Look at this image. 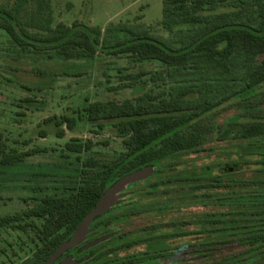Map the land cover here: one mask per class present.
Masks as SVG:
<instances>
[{"label":"trees","instance_id":"16d2710c","mask_svg":"<svg viewBox=\"0 0 264 264\" xmlns=\"http://www.w3.org/2000/svg\"><path fill=\"white\" fill-rule=\"evenodd\" d=\"M160 25L168 37L143 24H110L105 31L80 22L55 24L51 0L0 5V30L11 44L0 59L11 58L16 64L40 58L92 64L103 53L125 56L139 65H159L126 75L130 81L120 85L133 88L149 76L159 91L123 101H97L79 116L100 130L111 126L124 152L112 159H83L94 143L72 139L61 155L74 166L64 185L33 188L36 195L27 198L25 210L0 217V228L32 230L38 240L33 256L20 264H43L109 187L148 166L157 173L130 186L128 190L138 187V202L132 205L176 206L184 200L188 205L210 204L212 234L231 233L238 249L226 255L221 248L219 255L213 249L202 264H264V0H164ZM71 75L83 76V71ZM232 108L239 113L224 130L218 127L217 142L230 143L237 160L201 169L184 162L185 156L207 152L204 146L216 131L211 116ZM53 121L70 130L78 122L69 116L46 122ZM59 134L64 136V130ZM41 152L9 151L0 134V179L26 173L27 159ZM242 167L252 176L237 180ZM171 188L190 192L177 197L162 192Z\"/></svg>","mask_w":264,"mask_h":264},{"label":"rangeland","instance_id":"374dc122","mask_svg":"<svg viewBox=\"0 0 264 264\" xmlns=\"http://www.w3.org/2000/svg\"><path fill=\"white\" fill-rule=\"evenodd\" d=\"M7 1L12 0H0V5ZM163 1L51 0L55 24L64 23L71 26L75 22H80L89 27L101 28L103 31L110 24H143L151 27L155 34L168 37L160 25L163 17ZM10 47L9 36L0 30V54L7 55ZM158 66L151 63L139 65L128 57L108 56L103 53H99L92 64L67 63L46 58L29 59L16 64L11 58L0 59V134L3 136V141L9 151L18 153L42 151L27 159L23 168L26 173L10 180L0 179V217L25 210L29 201L27 198L36 195L32 191L33 188L52 189L64 185L70 178L74 166L61 155L66 149V144L72 139L94 143L92 151L83 155V159L87 157L112 159L124 152L123 141L116 137L111 126L100 130L96 124L87 121L86 117L81 119L79 116L84 115L82 112L84 107L97 101H123L133 99L152 89L159 91V87L150 81L149 76H144L143 81L133 88H120V85L130 81L126 75L155 70ZM14 68L19 71L13 70ZM78 70L83 71V76L71 75V71ZM26 99L36 102L30 105ZM238 113L237 109L232 108L211 116L209 122L215 125L216 131L204 146L207 152L185 156L183 161L195 163L199 169L206 166L215 167L223 160L225 161L223 163L235 162L237 155L232 153L230 143L217 142V132L218 127L224 130L225 123ZM64 116L77 119V125L73 130L66 126L57 127L56 121L46 122L50 118L59 119ZM61 129L65 132L64 136L59 134ZM228 156L230 159H227ZM251 173V170H246L235 178L243 180L252 176ZM137 189L138 187L133 188V190ZM162 192L175 197L190 190L171 188ZM128 195L132 196L128 200L132 204L138 202L134 192ZM161 200L166 201V198L162 196ZM128 201L125 202L129 203ZM142 201L149 204L148 200ZM187 203L189 201L184 200L181 202L182 205L176 206L186 209L194 207L197 216L195 221H204L200 213L211 210L210 204L199 206ZM37 222L41 223L38 220ZM203 233L201 229V232L195 235V245L201 246H196V250L208 246L206 248L209 252L214 249V253L219 255L221 248L226 255L238 249V246L234 245L231 233L222 237L211 232L208 245ZM37 247L38 240L32 230L23 232L12 228H0V264H20L32 257ZM209 254H205L206 261L210 258ZM205 260L197 259L195 264H202Z\"/></svg>","mask_w":264,"mask_h":264},{"label":"flooded vegetation","instance_id":"af4514ba","mask_svg":"<svg viewBox=\"0 0 264 264\" xmlns=\"http://www.w3.org/2000/svg\"><path fill=\"white\" fill-rule=\"evenodd\" d=\"M134 187L113 210L91 224L83 241L54 264H195L197 259L205 260V254L210 253L208 246L196 250L201 246L195 245V235L202 229L204 240L210 244V212L206 211L204 221H195L194 207H137L128 201ZM70 238L62 241L43 264Z\"/></svg>","mask_w":264,"mask_h":264},{"label":"water","instance_id":"95a60500","mask_svg":"<svg viewBox=\"0 0 264 264\" xmlns=\"http://www.w3.org/2000/svg\"><path fill=\"white\" fill-rule=\"evenodd\" d=\"M157 173V170L153 166L144 167L131 174L123 176L117 180L111 187H109L97 203L96 207L86 215L83 221L74 231L70 240L63 244L58 251L49 259L46 264H54V262L67 250L75 247L81 241H83L89 231L91 224L99 217L109 213L113 208L118 205L122 199L127 195V190L131 185L144 182ZM63 264H69L65 262Z\"/></svg>","mask_w":264,"mask_h":264}]
</instances>
